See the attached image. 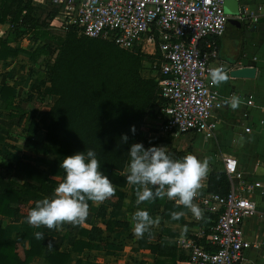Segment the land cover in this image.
I'll list each match as a JSON object with an SVG mask.
<instances>
[{"label":"trees","instance_id":"1","mask_svg":"<svg viewBox=\"0 0 264 264\" xmlns=\"http://www.w3.org/2000/svg\"><path fill=\"white\" fill-rule=\"evenodd\" d=\"M56 14L50 6L44 11L34 9L31 0H0V23L10 26L0 37V61L20 55L43 69L30 86L37 96L34 103L17 99L15 87L4 78L0 83V135L8 138L12 128L20 127L30 145L25 148L30 155L7 163V168L0 162V264H71L69 252L82 253L94 245L103 248L104 238L114 229L128 228L130 224L115 219L127 206L122 190L127 184L128 151L136 143L145 149L154 146L148 142L158 121L148 116L154 107L164 104L156 81L141 75L143 63H151L157 55L122 50L109 42L78 35L73 27L54 35L48 24ZM22 39V44H29L27 48L11 47ZM43 87H47L50 102L46 111L39 112L38 107L47 99L41 93ZM132 126L135 134L130 131ZM122 135H127V142L121 141ZM88 150L96 153L100 170L116 188L115 196L96 203L93 212V202L89 201V216L83 224H66L62 233L44 228V239L36 240L37 231L27 223L28 212L36 201L53 197L65 175L59 167L63 158ZM168 154L181 160L186 156L174 149ZM227 191L226 176L210 171L205 193L225 195ZM136 197L135 186L129 210ZM159 207L160 218L182 223L172 219L171 213L183 212V206L165 197L155 199V208ZM4 219L19 224L15 239L4 237ZM21 241L28 243L26 249L19 246ZM63 243L69 252L60 250ZM137 246L154 257L153 264H176L183 259L182 254L176 255L171 241L146 244L143 238Z\"/></svg>","mask_w":264,"mask_h":264},{"label":"built area","instance_id":"2","mask_svg":"<svg viewBox=\"0 0 264 264\" xmlns=\"http://www.w3.org/2000/svg\"><path fill=\"white\" fill-rule=\"evenodd\" d=\"M57 10L49 27L100 39L117 48L155 56L143 63L142 71L156 81L160 98L152 118L158 121L148 144L180 150L176 140L193 134L203 141L216 130L213 112L231 105L229 93L219 94L209 71L223 67L215 39L222 36L227 21L224 0H48ZM259 10L258 8L256 9ZM238 18L252 23L257 15L242 9ZM10 28L0 23V36ZM241 105L253 106L247 95ZM244 119L246 114L243 112ZM243 127V133L250 132ZM221 171L226 176L225 195L205 194L194 199L205 219L199 220L190 237L177 242L183 259L176 264H242L248 250L264 251V243H250L243 235L245 219L255 215L253 191L264 196V184L251 181L238 169L234 157L222 155ZM206 222L200 223V222ZM263 263H264V256ZM256 264V263H254Z\"/></svg>","mask_w":264,"mask_h":264},{"label":"crops","instance_id":"3","mask_svg":"<svg viewBox=\"0 0 264 264\" xmlns=\"http://www.w3.org/2000/svg\"><path fill=\"white\" fill-rule=\"evenodd\" d=\"M31 5L36 10L44 11L49 6V3L48 0H31ZM243 8L257 15L256 23H252L246 17L238 18ZM257 8L259 9L258 11L256 10ZM226 10L228 13L223 9L224 14L227 16L225 30L222 36L215 39L218 57L224 62L225 68L228 70L244 66L253 67L256 74L253 79H231L229 77L227 82L214 86V88L223 96L231 93L241 99L249 95L253 99V106L245 107L240 104L238 108L233 109L230 105L213 112L216 122L214 137L206 141L200 139L203 144L205 143L204 152H210L215 148L220 156L214 167H212V171L222 172L221 156L230 155L234 157L238 169L243 172L245 177L251 181L264 184V0H231L227 3ZM25 39L27 40V38ZM19 60L21 61L20 65L23 67L22 70H25L27 64L32 65L25 57L19 55L9 57L4 62L0 61V67H2V70L7 71L8 67L10 65L13 66L16 62H18V67H20ZM3 78L6 83H8L7 80L9 79L10 81H14V79L4 74L0 76V83ZM9 85H12V83ZM45 90H47V87H45ZM45 94L48 97V92H45ZM48 98L50 99V97ZM154 109L155 107L151 114H149V119H153L152 113ZM243 112L246 114L244 119L241 117ZM246 126L251 131L243 133V127ZM15 128L17 127L12 128L11 131ZM39 128L44 130L45 126L39 125ZM19 129L21 130L20 127ZM4 138L0 135V152L8 155L11 151L5 149ZM209 141L210 145L207 144ZM27 145L30 146L29 144ZM179 148L181 147L179 146ZM194 150L196 151V149H193L192 152ZM16 152H20L19 149H16ZM21 152L24 151L22 150ZM26 153L30 155L28 152ZM11 158L6 163H14L21 157ZM39 168L47 170L45 166H39ZM134 189L135 186L127 182L126 187L122 190L124 202L127 206L123 209L124 214L115 218L116 220L127 222L130 226L125 229H114L108 237L104 238L103 248L94 245L91 250L82 253H71L68 246L63 243L60 250L62 252H69L71 264H74L76 261L79 264H153L154 257L147 250L137 246V241L143 238L146 244H154L161 239L171 241L176 247V255L181 254V251L177 249V242L190 237V232L194 230L199 220L186 208L183 211L184 215L180 218L182 223L162 219L159 217L162 207L155 208V199L139 202L138 196L134 203L130 205L131 209L129 210L128 203ZM205 189L206 178L202 181V187L199 190L198 196L205 195ZM166 199L176 206H182L176 200H169L167 197ZM252 199L255 203L256 213L243 222V235L250 243H264V196H260L258 190H254ZM193 202L196 204L195 201ZM95 208L96 205L93 203L91 211L93 212ZM140 210L147 211L154 221L142 238L137 237L133 232L134 224L136 223L133 217ZM157 218L158 223L155 222ZM4 220L6 222L4 237L11 240L15 239L19 224L10 223L8 219ZM200 223L206 224L204 221ZM185 226L188 229L187 233L183 232ZM65 227L66 224L62 225L60 230L54 229V231L62 233ZM34 230L43 231L42 228H34ZM51 235L52 237L54 236V234ZM168 235H171V237ZM19 246L22 249H26L28 243L21 241ZM263 256L264 251L248 250L245 261L242 264H264L262 262Z\"/></svg>","mask_w":264,"mask_h":264},{"label":"clouds","instance_id":"4","mask_svg":"<svg viewBox=\"0 0 264 264\" xmlns=\"http://www.w3.org/2000/svg\"><path fill=\"white\" fill-rule=\"evenodd\" d=\"M209 76L214 86H219L229 79L223 67L212 68ZM240 103L239 97L231 98L233 109L238 108ZM130 131L135 134V127L132 126ZM127 140V135H122L121 141ZM128 153L130 163L127 182L136 186L139 202L167 197L188 209L197 220L205 219L202 210L193 201L202 187V181L209 174L208 158L200 160L188 154L182 160L173 159L165 146L145 149L140 143L131 145ZM59 167L65 175L54 189L53 197L36 201L35 207L27 214V223L33 228L43 226L60 230L64 224L81 225L89 216V201L103 203L116 194L115 186L100 170L101 165L93 150L67 156ZM183 215L184 212L171 213L174 220ZM133 219L136 221L134 235L141 238L154 223L149 213L144 210L137 211ZM155 222L158 223V218ZM187 231L185 226L183 232ZM34 238L43 240V232H34Z\"/></svg>","mask_w":264,"mask_h":264},{"label":"rangeland","instance_id":"5","mask_svg":"<svg viewBox=\"0 0 264 264\" xmlns=\"http://www.w3.org/2000/svg\"><path fill=\"white\" fill-rule=\"evenodd\" d=\"M50 28V27H49ZM51 29V33L54 35H60L62 33L61 30L57 29V28H50ZM27 41V40H24ZM23 39L18 41V43H16V45H11V47H28L29 44H22ZM19 65L21 64V61L19 60ZM22 65H20V67H18V62H16V64L10 65L7 69V71H4V69L2 70V67H0V76L2 75H7L9 78L14 79V81H8L9 84L12 83V86L15 87L16 91H17V99H20V97H22L23 99H26L28 102L30 103H34L36 100V94L32 93L30 91V86L33 84V79H36L37 77H39L40 73L42 74V67L39 68L37 67V65H26L25 70H22ZM141 75L143 76H147L146 71H144L143 73H141ZM25 82L27 83V89L25 86ZM45 92H48L47 90H45V87H43L41 89V93L42 95H46ZM47 97L46 101L44 104H41L38 107V111L39 112H43L45 110L48 109V104L47 102H50V99ZM8 138H4V143L14 147L13 148H5L6 150H9L11 152H9L8 155L6 154H1V166L3 168H7V163L11 157H18L20 158L22 155H27V151H25L26 147H29L27 144V141L24 137L23 132L19 129V128H15L13 129V131H10L8 134ZM4 137V136H3ZM182 149L180 151H182V153H184L185 155L188 154H192L194 156H196L198 159L200 160H204L205 158L209 159V169L212 171V167H214L215 163L219 160L220 156L218 155L217 150L214 148L213 150H211L210 152H204V146L205 143L203 144V142L201 141L200 138L196 139L195 136L193 134H185L182 135L181 137H179L176 141H175ZM27 143V144H26ZM208 145H210V141L207 142ZM16 149H19L20 152H16ZM193 149H196V151ZM24 152H21V151ZM18 154V155H17ZM13 155V156H11ZM21 155V156H20ZM11 156V157H10ZM12 159V158H11ZM94 205H96V203H94ZM42 228V230L44 229L43 226L39 227ZM46 228V227H45ZM55 229V228H54ZM56 230V229H55ZM58 231V230H57Z\"/></svg>","mask_w":264,"mask_h":264},{"label":"water","instance_id":"6","mask_svg":"<svg viewBox=\"0 0 264 264\" xmlns=\"http://www.w3.org/2000/svg\"><path fill=\"white\" fill-rule=\"evenodd\" d=\"M231 0H224L223 3V9L226 13L228 11L226 10V5ZM255 69L253 67H239V68H233L228 71V76L231 79H253L255 77Z\"/></svg>","mask_w":264,"mask_h":264}]
</instances>
